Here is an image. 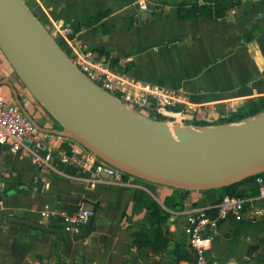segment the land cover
Returning <instances> with one entry per match:
<instances>
[{"label": "crops", "instance_id": "1", "mask_svg": "<svg viewBox=\"0 0 264 264\" xmlns=\"http://www.w3.org/2000/svg\"><path fill=\"white\" fill-rule=\"evenodd\" d=\"M200 1L25 0L43 24L51 19L70 25L77 49L107 57L136 80L187 93L196 107L185 125L190 127L218 125L231 106L264 96V0H240L219 18H177V4ZM257 55L262 68L255 63ZM0 99L19 103L42 131L60 132L1 50ZM65 145L81 149L75 141ZM1 150L0 264H196L183 231L184 203L209 207L218 191H189L183 206L173 208L172 188L127 177L89 183L75 168L39 167L29 155ZM233 194L249 201L240 213L218 222L208 259L213 264H264V200L258 199L253 180L237 184ZM80 202L92 209L99 205L80 236L12 221L63 230L62 216L44 214L54 209L70 216ZM152 205L168 218L160 221ZM15 241L26 254L23 260L13 255Z\"/></svg>", "mask_w": 264, "mask_h": 264}, {"label": "water", "instance_id": "2", "mask_svg": "<svg viewBox=\"0 0 264 264\" xmlns=\"http://www.w3.org/2000/svg\"><path fill=\"white\" fill-rule=\"evenodd\" d=\"M0 50L32 98L59 124V133L123 174L205 192L264 173V112L202 127H170L146 118L80 73L25 0H0ZM91 224L92 218L86 229Z\"/></svg>", "mask_w": 264, "mask_h": 264}, {"label": "built area", "instance_id": "3", "mask_svg": "<svg viewBox=\"0 0 264 264\" xmlns=\"http://www.w3.org/2000/svg\"><path fill=\"white\" fill-rule=\"evenodd\" d=\"M46 29L54 40L71 50L68 55L73 66L94 84L114 96L122 104L146 118L164 121L169 125L185 126L195 116L196 107L187 93L181 90L144 82L132 78L127 71L119 68L107 57L98 56L90 50L74 46L75 31L70 25L48 19ZM131 60V59H130ZM255 63L262 68L260 56L254 57ZM237 108L231 106L230 112ZM223 116L221 119L228 117ZM59 125V124H58ZM60 127V126H59ZM61 131V128L59 129ZM74 141L60 133L42 131L30 118L23 114L18 105L0 99V148L32 157L39 167L53 169L61 164L79 170L89 183L112 179L122 182L123 173L100 160L80 145V151L69 148L66 142ZM130 180L135 178L127 176ZM137 179V178H136ZM258 199L264 200V173L253 179ZM248 199L238 195H224L209 207H194L184 203V234L195 252L196 264H213L208 259L212 243V232L218 222L231 214L240 213ZM214 212L211 216L209 213ZM48 218L62 216V229L73 236H80L95 211L78 204L74 214L66 216L58 210L48 209Z\"/></svg>", "mask_w": 264, "mask_h": 264}, {"label": "trees", "instance_id": "4", "mask_svg": "<svg viewBox=\"0 0 264 264\" xmlns=\"http://www.w3.org/2000/svg\"><path fill=\"white\" fill-rule=\"evenodd\" d=\"M239 2L240 0H201L200 2H194V3L181 2L177 4L176 16L180 20H187L195 17H204L207 19L219 18L223 16L227 10L237 5ZM57 43L63 49V51L66 50L65 47L59 41H57ZM99 52L102 54L104 53L101 50H99ZM263 112H264V96L251 98L247 100L241 107L237 108L234 112H231L228 117L220 119L218 121V125L241 122ZM127 176L128 175L123 174L122 178L124 179ZM253 179L254 177L249 178L247 180H253ZM242 181L234 183L228 187L216 190L219 192L218 200L222 198L224 195H237V194H233V188ZM188 193L189 191L174 189V194L171 196L169 200L170 205L173 208H175L177 205L183 206V202ZM92 206L94 210L99 208V205L97 204ZM149 209L151 210V213L153 215L159 218L160 221H164L168 218V214L163 212L162 209L159 208L157 205H152L151 207H149ZM209 214L212 216L214 212H210ZM13 255L19 260H23L26 255L16 241L13 244Z\"/></svg>", "mask_w": 264, "mask_h": 264}, {"label": "rangeland", "instance_id": "5", "mask_svg": "<svg viewBox=\"0 0 264 264\" xmlns=\"http://www.w3.org/2000/svg\"><path fill=\"white\" fill-rule=\"evenodd\" d=\"M27 2H28V0H27ZM45 26H47L46 23H45ZM215 122H216V121H215ZM213 123H214V122H213ZM236 123H237V122H236ZM214 125H215V124H214Z\"/></svg>", "mask_w": 264, "mask_h": 264}, {"label": "bare ground", "instance_id": "6", "mask_svg": "<svg viewBox=\"0 0 264 264\" xmlns=\"http://www.w3.org/2000/svg\"><path fill=\"white\" fill-rule=\"evenodd\" d=\"M170 127H171V125H170Z\"/></svg>", "mask_w": 264, "mask_h": 264}]
</instances>
